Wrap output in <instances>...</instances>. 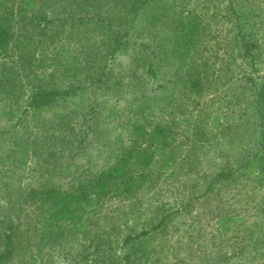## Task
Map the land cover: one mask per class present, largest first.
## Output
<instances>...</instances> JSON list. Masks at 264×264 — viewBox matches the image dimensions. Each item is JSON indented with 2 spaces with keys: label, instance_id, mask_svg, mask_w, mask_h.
<instances>
[{
  "label": "trees",
  "instance_id": "1",
  "mask_svg": "<svg viewBox=\"0 0 264 264\" xmlns=\"http://www.w3.org/2000/svg\"><path fill=\"white\" fill-rule=\"evenodd\" d=\"M0 264H264V0H0Z\"/></svg>",
  "mask_w": 264,
  "mask_h": 264
},
{
  "label": "rangeland",
  "instance_id": "2",
  "mask_svg": "<svg viewBox=\"0 0 264 264\" xmlns=\"http://www.w3.org/2000/svg\"><path fill=\"white\" fill-rule=\"evenodd\" d=\"M80 163V161H77V162H75L74 164H71V166L69 167V168H73L74 166H76L77 164H79ZM107 204H110V205H116V206H118V205H120V206H124V205H127L128 204V201H124V200H119V199H117V198H112V199H110L108 202H107ZM142 214V213H141ZM139 215V217L141 216V218H140V225L142 224V220H143V214L142 215ZM130 215V214H129ZM129 215H127V216H129ZM136 216V215H135ZM25 216L22 218V220H23V222H25ZM134 218H136V217H131V219H134ZM134 223H136V222H134ZM27 226V223H23V225H22V228H25ZM24 236H22V238H23Z\"/></svg>",
  "mask_w": 264,
  "mask_h": 264
}]
</instances>
